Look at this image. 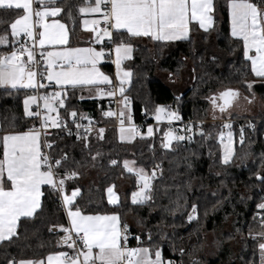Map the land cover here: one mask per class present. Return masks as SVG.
I'll return each mask as SVG.
<instances>
[{"label": "trees", "instance_id": "16d2710c", "mask_svg": "<svg viewBox=\"0 0 264 264\" xmlns=\"http://www.w3.org/2000/svg\"><path fill=\"white\" fill-rule=\"evenodd\" d=\"M55 6L62 9L58 18L67 28L68 45L79 44L83 29L78 9L84 6V0H56ZM259 6L264 8V2ZM20 13L22 10L0 8V35H10L9 25ZM213 24L207 32L191 24L189 37L179 41H153L150 37L129 38L127 34L115 33V43L123 39L133 45L131 58L123 62L131 71L124 93L130 99L131 114L134 121L154 122L153 136L118 141L110 127L112 118L103 115L106 98L86 95L82 86L67 87L64 107H57L59 116L69 122L73 118L68 113L75 111L76 117L82 115L106 126L102 134L92 131L86 135L87 147L83 140L54 134L49 137L54 142L51 152L59 155L63 150L70 161L78 162L66 165L79 172L77 177L65 181L67 190L80 188L74 203L85 213L118 214L122 224L128 226L129 247H159L163 259L175 264H260L261 239L256 234L262 230L264 217V210L257 208L264 202V182L258 179L264 178V78L252 74L243 55L242 41L231 36L225 0H214ZM12 47L10 43L0 45V54ZM111 65L105 62L101 68L112 74ZM187 67L190 83L180 93H174L161 74L180 80ZM227 89L238 92L239 96L233 98L235 106L252 95L262 103L255 115H231L232 127L239 132L230 163L220 162L217 131L221 127L213 121L203 125V135L193 131L191 140L185 137L173 141L168 149L162 147L164 133L170 126L154 120L156 105H168L178 111L181 119L176 125L183 127L187 120L211 118V98ZM48 90L47 87L44 92ZM26 94V89L0 87V128L22 131L36 122L24 115ZM125 159L149 172L153 165H159L150 202L132 204L131 193L137 184L135 176L122 165ZM111 160L117 164L112 165ZM113 185L119 195L117 205H110L106 199L105 191ZM41 201L42 210L33 217L21 218L17 235L0 242V264L13 259H41L62 249L49 227L63 225L65 214L48 186L43 187ZM193 203L197 204V219L188 221ZM231 243L237 244L235 252Z\"/></svg>", "mask_w": 264, "mask_h": 264}, {"label": "snow or ice", "instance_id": "6c2138e0", "mask_svg": "<svg viewBox=\"0 0 264 264\" xmlns=\"http://www.w3.org/2000/svg\"><path fill=\"white\" fill-rule=\"evenodd\" d=\"M264 0H225L227 13L231 22V36L243 41V55L251 62V70L257 76L264 78V8L259 4ZM39 4L40 8L33 9V4ZM56 0H0V8L23 10V15L19 16L9 25L13 44L21 33L26 40L33 39L32 17H36V22L40 24L44 31L39 32V46L45 44L66 45L67 34L64 32V25H58L61 30L59 34L48 31L49 25L41 23L46 16H55L62 9L56 7ZM80 13H97L99 19L83 20L84 25H92L94 33L93 42L99 43L105 37L112 41L113 33H119L121 29L127 31L128 37H151L154 41H175L187 39L189 37V25L191 22H198L199 27L205 32L213 28L214 0H84V6L79 7ZM101 20L105 27L100 28ZM8 43V34L0 35V44ZM113 51L116 59V80L118 85L113 86L108 75L101 72L97 67L104 56V48L99 50L88 48H68L62 47L58 51L41 52L44 68L37 70L34 65L39 63L35 60V48L30 49L25 44H20L19 48L13 47L10 53L0 54V87L5 89H36L43 88L44 85L37 81V76L41 80L46 79L54 82L56 92H49L41 95L25 96L24 115L40 121L39 127L33 125L27 130L17 131L4 130L0 128V242L10 240L17 235L18 221L21 217H33L38 210H42L41 197L42 186H48L51 191L57 194L60 206L63 208L68 219V226L59 225V230L64 233L58 241V246H67L71 252L55 251L50 252L42 259H28L15 261L9 260L8 264H175L174 261H165L159 247H129L127 243L128 226L125 224L121 228L119 216L116 213L101 215L85 214L74 202L80 194V188L75 187L70 194H66L65 181L73 179L79 175L76 170H70L66 165L77 163L69 159L67 153L60 150L59 155H52L54 142H41L42 129L48 127H64L67 123L61 121L57 107H64V97L67 87L76 88L78 86H92L96 88L97 94L115 97L119 94L122 99L117 101L120 106L118 119L120 121V139L131 140L137 135H141L137 127L132 123L130 111V99L125 95L124 85L131 76L130 70H122L121 63L131 58L133 45L120 39L114 44ZM254 53V54H250ZM27 56L24 60L22 57ZM46 70V75H45ZM101 84L109 86V90L98 87ZM251 87V85H249ZM238 95L236 90L227 89L219 93L222 101L217 105V98L213 96L211 103L214 108L219 107L221 112L231 104L232 99ZM179 100V97L176 98ZM245 99H249L245 97ZM43 101V104L37 101ZM249 102H251L249 100ZM35 104L37 110H30V106ZM41 108L43 111H41ZM56 113L55 116L52 113ZM145 114L148 111L145 110ZM73 118L72 123L77 129L76 139L83 140L87 147L88 137L81 136V124L74 119L77 115L75 111L68 113ZM106 117L117 115L109 110L103 112ZM154 119L159 122L167 118L180 120L178 111L170 110L168 105H156L154 109ZM82 119L83 117L81 115ZM215 118V117H214ZM125 121L128 127H124ZM85 132L92 129L83 126ZM222 129H231V123L225 122ZM103 133L104 129L98 130ZM184 131L189 133L187 138L192 139L193 124L189 122L185 125ZM196 131L203 135L200 123L197 122ZM68 135H72L71 130ZM143 135L151 137L153 126L149 125L147 132ZM102 138V137H101ZM184 135L175 134L174 130L164 133L162 147L170 148L173 141H182ZM217 139L220 141L221 153L220 162L228 164L233 159V133L223 130L219 132ZM243 129L240 131V142L243 143ZM42 148L49 151H42ZM98 155V154H97ZM95 159V156H93ZM112 165H116V160H111ZM124 169L129 173H134L136 177L137 189L131 193V202L134 205H142L152 200L153 180L156 177L155 166L151 173L143 167H136L134 161L125 160ZM63 169V172L60 171ZM262 182L264 178L259 177ZM109 186L108 203L118 204V196ZM177 207L180 205L177 203ZM257 208L264 210V202L257 205ZM188 221L197 219V204L191 205V210L187 215ZM261 231L256 235L261 242L258 248L261 253L262 264H264V217L261 218ZM51 231V229H50ZM75 234V238L73 237ZM137 241L140 237H136ZM151 236L149 235V242ZM183 253V249H180Z\"/></svg>", "mask_w": 264, "mask_h": 264}, {"label": "crops", "instance_id": "0c3cea01", "mask_svg": "<svg viewBox=\"0 0 264 264\" xmlns=\"http://www.w3.org/2000/svg\"><path fill=\"white\" fill-rule=\"evenodd\" d=\"M93 2H94V0H93ZM56 7H58V6H56ZM38 8H40V5L39 4H36V9H38ZM21 15H23V10H22V13H20ZM59 14L60 13H57L55 16H51V15H49V16H46V17H44V19H43V21L41 22V23H43V24H47V25H49L50 27H49V29H48V31L49 32H51V33H53V34H59V32L61 31L60 29H59V27H58V25H60V24H63L64 25V23L63 22H61L60 21V19L58 18L59 17ZM21 15H19V16H21ZM81 24H82V29H83V33H82V37H81V42L79 43V44H77V45H75V46H70V45H68V40H67V43H66V45H63V46H61V45H55V44H45L42 48H44V49H46V53L48 52V51H58V50H60L62 47H68V48H88V47H93V48H95V49H97V50H99L101 47H103L104 48V56H103V58L100 60V62L98 63V65H97V67L100 69V71L101 72H103V73H105L106 75H108L109 77H110V79H111V81H112V85L113 86H116V85H118V81L116 80V71H117V69H116V65H115V63H114V61H115V59H116V55H115V52L113 51V48H114V44H115V38L112 40V41H109V39L107 38V37H105L104 38V40L103 41H101V42H99V43H94L93 42V37H94V33H93V31H92V25H84L83 23H82V21L83 20H92V19H99V14H97V13H81ZM18 16V17H19ZM17 17V18H18ZM32 20H33V17H32ZM191 24H194V25H196L197 27H199V24H198V22H195V21H193V22H191L190 23V25H189V28H190V26H191ZM200 28V27H199ZM201 29V28H200ZM33 30V29H32ZM45 29L44 28H42L41 26H40V24L38 25V27H37V29H36V41H37V43H38V41H39V32H41V31H44ZM203 30V29H202ZM64 32H66V34H67V39H68V32H67V28H66V26H64V30H63ZM231 32V31H230ZM119 33H122V34H127V31L126 30H124V29H121L120 31H119ZM189 33H190V31H189ZM114 34H115V32L113 33V37H114ZM128 35V34H127ZM151 38V37H150ZM152 39V38H151ZM16 40L18 41V43H16L15 45L13 44V38L11 37V30H10V35H8V43H10L13 47H17V48H19V45L20 44H25L26 42H28V41H30V40H26V38L24 37V34L23 33H21L20 34V36L19 37H17L16 38ZM153 40V39H152ZM180 40H185V39H180ZM109 42L110 43V46L108 47V48H106V47H104L103 46V43L104 42ZM154 41V40H153ZM175 41H179V40H175ZM163 42H168V41H163ZM116 43H118V42H116ZM0 45H2V46H4V45H7V44H0ZM38 45H39V43H38ZM13 47L9 50V52L8 53H10L12 50H13ZM131 56H132V54H131ZM22 59H24V60H26L27 59V56L25 55L24 57H22ZM127 60V59H126ZM125 61V60H124ZM123 61V62H124ZM105 62H110L112 65V67H113V72H112V74H107L106 72H104L103 71V69L101 68V65L103 64V63H105ZM123 62L121 63V69L122 70H129V69H127V68H125L124 66H123ZM130 80H131V76L128 78V82L126 83V84H128L129 82H130ZM78 87H80V86H78ZM82 87H85V92H86V95H94L95 97H97V98H108V96L107 95H103V94H97V92H96V88L95 87H92V86H82ZM98 87H100V88H102L103 90H104V88H108L109 86L108 85H106V84H101V85H99ZM48 88H49V90L48 91H46V92H44V94H46V93H49V92H56V91H60L61 89H59V88H57V86L55 85V83L54 82H50V81H48ZM21 89H25V88H21ZM26 90H31V89H26ZM104 92H107V91H104ZM26 95H33V93L32 92H30V93H28V94H26ZM117 97H118V95H116ZM239 96V95H238ZM250 100V98L249 99H246V101L248 102ZM119 101V100H118ZM30 108H31V106H30ZM117 110H118V114H119V111H120V106H119V104L117 105ZM216 112V113H215ZM213 115H212V118H214V117H218V115L220 116V113L218 112V111H212L211 112ZM231 114V113H230ZM239 114V113H238ZM247 113H242V114H239V116H244V115H246ZM129 125H128V123H125L124 124V127H128ZM120 127H121V125L119 124L117 127H115V137L117 138V140L118 141H123V142H130V141H132L134 138H136V137H148V136H146V135H141V136H136V137H134L133 139H131V140H121L120 139V135H121V133H120ZM147 129V128H146ZM26 130V129H25ZM117 130V131H116ZM153 130H154V128H153ZM147 131L145 130V132L144 133H146ZM153 133H154V131H153ZM153 136V135H152ZM1 153H2V149H1ZM125 160H129V161H133V160H131V159H125ZM125 160H123V162L125 161ZM123 162H122V165H123ZM136 167H140V166H137V165H135ZM124 167V166H123ZM147 171V170H146ZM149 172V171H148ZM149 173H151V172H149ZM133 175H134V173H132ZM135 176V175H134ZM136 178V177H135ZM124 186V185H123ZM43 187L44 186H42V188H41V190H42V192H43ZM72 190V189H71ZM71 190H67L66 189V194H70L71 193ZM113 190H114V192L117 194V196H118V201H119V195H118V193H117V190L115 189V188H113ZM106 192V199H107V202H108V193H107V191H105ZM78 197V196H77ZM41 199H42V197H41ZM110 205H112V204H110ZM85 214H97V213H85ZM99 214H101V213H99ZM107 214H113V213H107ZM101 215H105V214H101ZM119 216V215H118ZM21 218H23V217H21ZM65 218H66V221L68 222V219H67V217H66V214H65ZM119 221H120V225H122V222H121V220H120V218H119ZM141 247H144V246H141ZM58 251H67V252H71V249H68V248H62V249H60V250H58ZM48 255V254H47ZM46 255V256H47ZM45 256V257H46ZM45 257H43V258H45ZM42 259V258H41ZM20 261V260H19ZM45 264H46V261H45Z\"/></svg>", "mask_w": 264, "mask_h": 264}, {"label": "built area", "instance_id": "2783aa9c", "mask_svg": "<svg viewBox=\"0 0 264 264\" xmlns=\"http://www.w3.org/2000/svg\"><path fill=\"white\" fill-rule=\"evenodd\" d=\"M33 9H36V3L33 4ZM32 24H33V39H31L30 41L26 42V45L30 49H32L33 47L35 48V60L38 61L39 63H37L36 65H34V67H36L37 70L39 71V70H42L44 68L43 61H42V58H41V55L40 54H41V52L46 53V49L41 48L38 45L37 41H36L37 40L36 39V29H37L39 23L36 22V17L35 16H33ZM99 27L100 28H104L105 27V24H104V22L102 20H101V22L99 24ZM103 46L106 47V48H108L110 46V43L108 41L107 42H104L103 43ZM46 74L47 73H46V70H45V75ZM36 79H37V81H39L40 83H42L44 85V87L43 88H36V89L27 90V94L30 93V92H32L33 95H36V96L41 95V94H44V90L47 89V87H48V80H46V79L41 80V78L39 76H37ZM124 88L126 90L127 84L124 85ZM108 90H109V87L108 88H104V91H108ZM121 99H122V97H117V96L106 98V101H105L106 111L111 110V111L117 113L118 112V110H117V105H118L117 101L118 100H121ZM37 103H39V104L42 105L43 104V101L38 100ZM31 110L34 111V112L37 110L35 104L31 105ZM41 111H43L42 108H41ZM52 115L55 116L56 113L54 112V113H52ZM104 117L105 118H112L113 121H111L112 124H110V127L114 128V130H115V127H117L120 124V121L118 119V113H117V115H114V116H111V117H106V116H104ZM74 119L76 120V123H79V124L82 125L81 129L79 130L81 136L88 135L92 131H98L99 129L104 128L106 126V125H103V124L99 123L96 120H93V119H86V118L85 119H82L81 116L75 117ZM72 120L69 121V122H66L63 118H61V121L62 122L67 123V128H64V127H59V128H57V127H48L46 130H43L42 129V133L44 131H46L47 132V135H43V134L41 135V142L43 143L44 141H49V137L52 136V135H54V134L65 135V136H69V137H72V138L76 139L77 129L75 127V124L72 123ZM219 121L222 122V125H223V121L224 120H219ZM189 122H191L193 124V131H196L197 122L200 123V128H203V125L205 124L206 120L205 119L187 120L185 122V125H187ZM226 122L231 123V127H232L234 120H232V119L229 118V119H226ZM125 123H128V122L125 121ZM132 123L137 127V129L141 133V135L144 134L146 128L149 125H152L154 127V122H149V121L137 122V121H134L133 115H132ZM176 123H178L177 120L176 121L169 122L170 129L171 130H174L175 131V134H177V135H184L185 137H187L189 135V133H187V132L184 131L185 126H183V127L182 126H177ZM33 125H36L37 127H39L40 121L38 119H36V122L34 124L26 127V130L29 127L33 126ZM83 126L90 127L92 129V131L91 132H85V129H84ZM248 126L250 128L252 127L251 124H249ZM69 130H71V132H72V135L71 136L68 135V131ZM141 135H137V136H141ZM42 151H49V150L42 148ZM50 154H52V152ZM157 165L158 164L153 165L150 170L152 171V169L155 166H157ZM158 169H159V167L156 169V173H157ZM60 171L63 172V169H60ZM49 190H51V189L49 188ZM56 198H57L58 204L60 206L59 198H58L57 194H56ZM263 199H264V195H263ZM61 209L63 210L62 207H61ZM63 212H64V210H63ZM64 214H65V212H64ZM258 216H261V212L260 211L258 212ZM63 225L67 227L68 226V222L66 221ZM123 225H125V224H122L121 225V228L123 227ZM50 229H51V231H50ZM49 231L56 234V240L57 241H58V239L61 236L64 235V233L59 230V226H57V225L50 226L49 227ZM127 236H128V238L130 237L129 230L127 232ZM73 237L75 238V234H73ZM59 247L67 248V246H59Z\"/></svg>", "mask_w": 264, "mask_h": 264}, {"label": "rangeland", "instance_id": "374dc122", "mask_svg": "<svg viewBox=\"0 0 264 264\" xmlns=\"http://www.w3.org/2000/svg\"><path fill=\"white\" fill-rule=\"evenodd\" d=\"M229 30L231 31L230 19H229ZM242 44H243V41H242ZM8 52H9V50H8ZM8 52L6 51L5 53H8ZM250 54H254V53H250ZM249 64H250V68H251V62L250 61H249ZM189 71L190 70L187 67L183 71V75H182V78L180 80H178L177 77L175 78V77H173V76H171L169 74H161V78L164 79L165 83L174 91V93H180V91H182L186 87H188V85L190 83V79H191L190 76L191 75H190ZM252 74H254V73L252 72ZM26 96H28V95H26ZM215 97L217 98V105L222 103V101L219 99V96H215ZM246 97H248V96H246ZM24 98H23V101H24ZM250 101L251 102H249V101L247 102L246 99H244V100L242 99V100L239 101V104L235 106V104L233 102V99H232L231 104L226 108V110L224 112H221L219 110V107L214 108L213 105H211L212 110L218 111L220 113V116L218 115L217 118L216 117L215 118L211 117L209 119H205L206 120L205 123H207L208 121H211V120L213 122L219 123L221 128L217 131V134H219V132L221 130H223L225 133H227L228 131H231L233 133V148H234L235 139H236V137H238V132L239 131L234 130L233 127H231V129H222V122H220L219 120H224L223 123H225L226 119H229V118L231 119V115L234 114V113H239V114L248 113L249 115H255L256 112H258L261 109L262 103L254 95H252V97H250ZM23 108H24V105H23ZM30 110H31V108H30ZM161 121L165 122L167 125L170 126L169 120L167 118H164ZM172 121H176V120H172ZM146 131H147V129H146ZM219 146H220V141H219ZM220 153H221V147H220ZM231 248H232L233 252H235L236 248H237V244L236 243H231ZM259 255H260V264H262L261 253Z\"/></svg>", "mask_w": 264, "mask_h": 264}, {"label": "water", "instance_id": "95a60500", "mask_svg": "<svg viewBox=\"0 0 264 264\" xmlns=\"http://www.w3.org/2000/svg\"><path fill=\"white\" fill-rule=\"evenodd\" d=\"M195 133H196V134H199V132H198V131H195ZM195 133H193V132H192V134H191V135H192V137L195 135Z\"/></svg>", "mask_w": 264, "mask_h": 264}]
</instances>
